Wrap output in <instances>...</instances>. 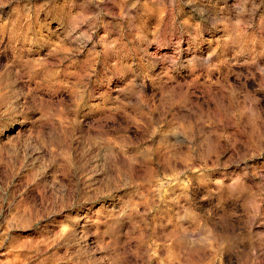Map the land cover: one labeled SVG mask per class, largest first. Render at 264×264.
Returning <instances> with one entry per match:
<instances>
[{"label": "rangeland", "instance_id": "rangeland-1", "mask_svg": "<svg viewBox=\"0 0 264 264\" xmlns=\"http://www.w3.org/2000/svg\"><path fill=\"white\" fill-rule=\"evenodd\" d=\"M0 264H264V0H0Z\"/></svg>", "mask_w": 264, "mask_h": 264}]
</instances>
